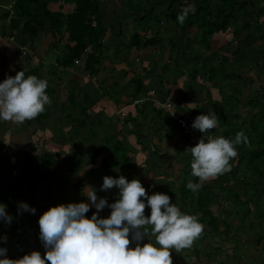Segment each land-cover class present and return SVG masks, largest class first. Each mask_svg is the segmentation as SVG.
Masks as SVG:
<instances>
[{
    "label": "crops",
    "instance_id": "1",
    "mask_svg": "<svg viewBox=\"0 0 264 264\" xmlns=\"http://www.w3.org/2000/svg\"><path fill=\"white\" fill-rule=\"evenodd\" d=\"M10 6L11 0H0V82L9 76H15L19 71H23L26 77L35 75L48 82L47 94L52 103L47 105L45 111L34 120L25 121L22 124L0 121V186L5 185L6 181H11V169L15 168L16 163L36 162V159H33L34 156L44 152H51L57 160L58 147L55 143L51 146L50 141L58 142V145L63 146L65 142L62 143L61 140L69 138L67 134L74 128V124L80 122L79 126H83L85 120L91 121L88 117L89 110H92L94 114L93 123H108L109 127L115 124L109 116L117 117L120 100L115 101V98L120 96L118 89L124 85V89H128V96L132 99H141L138 105L134 104L122 110V115H126L122 123L135 126L130 133L137 138L138 148L134 146L132 148L141 150L143 153L140 151V157L129 166L123 163L124 161L116 162L118 165L115 167L109 164L108 167H102V170L105 173L110 168L114 171L124 166L132 174L128 178L129 181L141 178V183L149 190H151L148 186L149 180L144 182L143 177L154 174L151 176L153 182L149 181L152 186L154 185L150 195L157 192L165 193L181 208L182 212L198 217L204 225L203 234L190 248L179 253L173 250L171 253L173 264H264V154L260 157L254 156L256 149L260 146L258 139L262 134L264 138V23L261 20L250 21L245 28L243 20L234 21L225 33L221 34V32L210 37L209 47L198 45L192 36L195 32L188 30V34L189 32L192 34L182 38L183 46L179 49L172 44V40L178 39L177 33H180V30L177 25L171 23L167 24L171 28L165 32L158 29L163 36L158 40L157 45L129 47L131 36L127 33L130 31L133 33V28L134 31L140 30L149 21L146 20L145 24L142 21V25L138 21L134 22L133 19H128L127 22L121 21L126 23L127 29L126 31L122 29V35H116L118 29L115 22L118 17L113 15L114 19L110 21L114 23V26L109 29L110 34L115 37L111 38L119 40L122 44L115 45V42L110 41L111 38L103 36L105 38L102 39L103 45L106 47V56L103 59L109 57L112 62H117L120 56L126 57L134 49L136 52L134 60L126 63H129V66L136 65L140 71L136 70V74L124 84L118 82L119 85L114 86L116 96H103L99 94L101 86L106 84V88H109L115 81L110 82V79L105 77L94 86L93 80H90L91 77L88 78L84 71L83 58L75 61L73 65H64L59 60L63 50H59V54H51L52 57L54 56L52 58L47 57L46 53L54 47L49 48L48 44L43 43L32 47L29 41L23 43L21 37L14 35L11 28L8 29L9 23H2L3 19L10 21L3 15ZM257 24L260 25L257 27ZM5 26L8 29L6 32H4ZM243 28L247 29V40L238 36ZM150 32L153 33L154 30L150 29ZM105 40L108 42L105 43ZM115 46H118L120 51L116 53L114 50L113 55H109V48L114 49ZM27 47L30 52L22 55ZM199 48L205 49V53L201 52V56L196 53ZM206 56H212V58L208 59ZM102 60L98 66L99 73L96 75L100 77H102L100 74ZM211 66L215 68V72L205 73L211 77L199 83L200 74L209 71ZM53 67L56 70H51ZM132 71L134 70H130L131 75H133ZM127 73L124 72L125 75ZM192 73L195 76L190 75ZM82 76L88 88H85V84L82 87L86 89L85 93L89 96L88 100L83 99L86 101L85 120L77 119L78 113L75 110L78 107L77 104H81L77 99L78 83L80 84L78 77ZM133 78L141 82L140 92L137 91L134 96L132 93L138 82H132ZM163 79L165 84L162 83ZM73 84L76 86L74 87ZM94 88L98 91L95 92ZM164 104H170L181 117L215 112L219 127L207 133L206 136L194 129L195 141L191 142L187 135L177 132L172 122L165 117L166 113L158 111V107L163 108ZM182 108L189 111L182 113ZM158 118L160 123L155 125L153 120ZM115 126L116 134L119 135L121 125L116 123ZM88 132L95 135L92 125L88 126ZM238 132H243L247 136L248 143L237 145L239 155L231 161V170L213 180L202 182V187H209L210 191L205 190V194L207 193L209 197L206 209L216 219V225L212 226L211 221V224L201 221L203 217L201 213H193L184 204V200L190 202L192 199L193 207L196 206L195 200L199 199V192H196L198 199L191 198L195 192L190 194L187 184L190 181L201 183L192 175V156L187 149L195 146L201 138L223 135L234 139ZM141 139L145 142H141ZM120 145L126 147L128 144ZM147 148L150 149V153ZM177 150L180 153L178 156ZM93 151L94 149L91 151L92 154ZM95 154H93L94 159L101 157L100 162L97 164L93 160L89 161L96 164L98 168L103 165L102 159L108 156H95ZM148 154L149 157H146ZM112 157L115 159L114 155ZM149 158H154L156 162L146 166L145 162L147 163ZM79 169L81 167L77 166L75 170ZM114 189L119 199V189L116 187ZM150 212L149 207L145 215L148 216ZM16 213L18 211H11V217ZM144 241L155 242L154 237H145L140 243ZM30 246L32 244L27 247L21 246V248L28 249L27 254H30ZM132 246H136V241L132 242Z\"/></svg>",
    "mask_w": 264,
    "mask_h": 264
},
{
    "label": "clouds",
    "instance_id": "2",
    "mask_svg": "<svg viewBox=\"0 0 264 264\" xmlns=\"http://www.w3.org/2000/svg\"><path fill=\"white\" fill-rule=\"evenodd\" d=\"M192 7L188 4L178 15L180 24L185 22ZM47 88L46 80L35 75L26 77L23 71L7 77L0 82V121L22 124L36 119L52 103ZM192 127L206 136L219 127V120L215 112L200 114ZM242 143L247 144L248 138L238 132L234 139L207 136L188 148L192 175L201 182L190 181L188 189L198 192L202 182L230 171L231 161L239 155L237 145ZM113 187L119 189V199L110 205L88 187L85 195L96 209L91 217L86 216L90 204L85 202L50 207L38 221L45 254L33 250L22 258L10 259L7 249L0 247L3 257L0 264H173L172 251L179 253L190 248L203 234L204 225L198 217L182 212L169 195L157 192L149 196L138 179L105 176L101 190ZM146 206L151 209L148 216ZM105 207H110L111 213L101 218L98 213ZM19 209L35 213V208L24 202ZM0 219L9 224L12 221L3 204H0ZM145 237H154L155 242L140 243Z\"/></svg>",
    "mask_w": 264,
    "mask_h": 264
},
{
    "label": "trees",
    "instance_id": "3",
    "mask_svg": "<svg viewBox=\"0 0 264 264\" xmlns=\"http://www.w3.org/2000/svg\"><path fill=\"white\" fill-rule=\"evenodd\" d=\"M105 1L106 0H11L10 9L4 12L3 15L10 19L9 25L14 35L21 37L23 43L29 41L32 47L39 42L38 34L47 28L46 36L49 38L50 46L56 48V46L60 44L63 47V53L59 60L64 65H73L75 61H79L83 58V68L87 73L86 75L95 81L96 75L100 70L98 68L99 63L106 56V47L103 45L102 38L106 30L112 28L114 25V23L109 21L105 16V7L102 5ZM151 1L152 0H144L143 3H140L139 0H126L125 2L123 0L122 3H120L122 6V9H119L120 14H114L119 18V20L117 18L115 22L119 35L123 34L120 24L123 20L121 19H125L127 16H130L129 19H133L134 22L138 21L139 24L144 21V19L149 21L147 24L143 25L140 30L137 29L134 31L135 29L133 28L130 40L131 46L147 47L157 45L158 40L163 36L160 35V30H158L163 20L166 24L173 23V25H177L180 30V33H177L178 39L176 41L172 40V44L176 46L177 49L183 46L181 42L182 38L192 34L190 32L188 34V30L192 27H196L197 29V34H192V36H194L193 40L196 41L198 45L209 47L211 45L210 37L212 35L220 34L221 32V34L225 33L233 25L234 21H237L239 18L243 17V26H245V28L248 27L247 24L250 21L256 22L261 20L264 23V0H156L158 2L156 5L163 6V8L159 9L155 14V6ZM55 4L58 5L59 8L56 10L50 9V6ZM188 4L193 6L192 10L189 12L185 22L180 24L177 17ZM67 6H70L68 8L69 10L65 9ZM259 25L260 24H257L256 26L258 27ZM150 29L152 31L154 30V32H150ZM141 35H143V37ZM114 50L116 53L120 51L118 46H115ZM211 71L213 73L215 72V68L212 66L209 71L200 74L199 83L211 77L205 74ZM190 75L195 76L193 73ZM132 82H138V84L136 83L135 91L132 93V96H134L137 91L140 92L139 87H141V82L135 80V78L132 79ZM105 85L101 86V89H99L100 95H117L113 88L119 85L118 82H112L109 88H106L107 86ZM94 89L95 92L98 91L97 88ZM82 99L88 100V94L84 93ZM81 112L84 114L86 112V107H81ZM163 112L164 114L166 113L165 117H168L167 119L172 122L177 132L182 135H187L189 141H195L193 138L194 128L192 124L190 127L193 131L189 134L171 119L165 109H163ZM192 116L194 118L197 117L196 114L183 115L182 117ZM258 142L260 146L256 149L255 157H260L264 154L263 134L261 138L258 139ZM115 144L118 148H122L119 141ZM94 153H96L95 156L100 154L96 148H94L93 154ZM109 157L110 158L106 157L102 159V161H104V167H108L109 164L112 166V163H116L113 157ZM123 157L125 161H128H124L125 164L129 166L132 162L130 160L131 157L125 154ZM33 159H36V162L25 161L22 166H19L20 175L15 179L14 183L11 179L10 182L6 181L5 185L0 186V204H3L5 208L12 194L17 193L19 196L25 193L23 202L27 204H32L34 201L42 202L43 199L41 196L38 197V193L45 190V186L48 182H56L61 189L65 188L69 182L66 177L61 176L60 173H56L51 169L54 165L58 167L56 159L51 152L35 155ZM78 164L79 163H76L75 156L70 160L69 171L71 172ZM77 185L78 183H76L75 186L77 187ZM43 195L44 192L42 193V196ZM208 198L207 193L200 196L198 200H195V207H193L194 205L191 202L192 199L190 202L184 199L182 200L185 201V206L189 207L188 210L193 211V213H201V215H203L201 221H206L209 224L210 219H205V212L207 211H201L202 206H208ZM63 203L67 205L69 202L64 199ZM72 203H78V201L73 200ZM59 204L61 203L47 202L42 206L38 212V221L39 217L46 210ZM190 207H192V209H190ZM94 212H96V209L90 206V210L86 213V216L91 217ZM17 214L18 213L12 216V221L6 228L8 234V242L6 244L7 246L21 248V246L25 247V245L32 244L31 239L28 237L29 229L26 227V224H28L27 220L33 217L28 211ZM1 221L2 219H0V222ZM30 225L31 224H28V226ZM39 244L41 245V249L37 247V251L43 256L46 250L42 241H40ZM27 253L28 249L21 248V250L16 252L10 259L22 258L23 255Z\"/></svg>",
    "mask_w": 264,
    "mask_h": 264
},
{
    "label": "rangeland",
    "instance_id": "4",
    "mask_svg": "<svg viewBox=\"0 0 264 264\" xmlns=\"http://www.w3.org/2000/svg\"><path fill=\"white\" fill-rule=\"evenodd\" d=\"M123 0H106L105 2L102 3V5L105 7V16L106 18L109 19V21L111 19H114V14H120L119 9H122V6L120 3H122ZM126 0H124L125 2ZM140 3H143L144 0H139ZM152 4H154V14L157 13L159 11V9H162L163 6H159L156 5L158 2L156 0H152L151 1ZM70 6L65 7L66 10H69ZM116 7L118 9H116ZM59 6L58 5H51L50 9L52 10H56L58 9ZM161 17V16H160ZM130 18V16L125 17V19H121L125 22L128 21V19ZM163 18V16H162ZM243 18V17H242ZM239 18L238 20L241 22L243 19ZM119 20V18H118ZM8 24L9 20H2L3 24ZM125 22L120 23L122 26V29H124L126 31V26H125ZM146 22V19H144V24ZM154 24V23H153ZM112 25V24H111ZM140 25H142V22H140ZM114 26V25H113ZM171 28V26H167L166 22L163 20L162 24H160V30L162 32H165L167 30H169ZM10 29V27L8 28ZM8 29H4V32L8 31ZM190 32H195V34H197V29L196 27H192L191 29H189ZM47 34V28H45L44 30H42L38 35V43L41 44H48V47L50 48V41L48 36H46ZM118 33H116L117 35ZM128 36H132V32H128L127 33ZM242 36V38H245V40H247V36H248V32L247 29L243 28L240 33L238 34V36ZM46 36V37H45ZM175 36V35H174ZM172 36V37H174ZM104 37L105 38H111V37H115V35H111L110 34V29H107V31L104 33ZM102 38V39H105ZM110 41L115 42V45L118 44H122L119 40L111 38ZM105 43L108 42V40L104 41ZM186 45V44H185ZM131 45L129 44V47ZM52 47V46H51ZM53 48V47H52ZM54 49L58 50L55 51ZM54 49H50L46 54L47 57H52L51 54L56 53L59 54L61 50H63V47L59 44V46H56V48ZM60 50V51H59ZM205 49L203 48H199L198 50H196L197 54H200V56L205 53L204 51ZM28 53L30 52V49L27 47L24 52H22V55H24V53ZM202 52V54H201ZM114 53V49H112L111 47L109 48V55H113ZM50 55V56H49ZM136 56V52L135 50H131V52L129 54H127V56L125 57V55L120 56V60H118L117 62H112L111 60H109V58L103 59L102 63L100 64V68H102V70L100 71V74L102 77H100V75L96 76L95 81H93V85L96 86L99 84V82L102 80H104L105 77L109 78L110 82L111 81H117V82H122L121 84H124L126 81H128L131 76H134L136 74V70L139 72L140 70L137 69L136 65L133 66H129V63L126 62H130L133 59V57ZM207 57V56H206ZM205 57V58H206ZM54 58V56L52 57ZM208 59H211V57H207ZM111 65V67H110ZM126 68H131L130 70H134L131 72L129 69L126 70ZM51 70H56V68H51ZM128 72L126 75L124 74V72ZM186 71V70H185ZM184 71V72H185ZM187 74V72H185ZM188 75V74H187ZM88 76V75H87ZM89 78V76H88ZM112 78V79H111ZM164 78V76H163ZM186 78H189L188 76H186ZM80 84L78 83V92H79V96L78 99L81 104H77L78 107L75 108V110L77 111V119L79 120H85L86 118V112L83 114L81 112V107H85L86 106V101H84L82 99V94H84L86 92L85 88H88L87 83H85L83 81V76L82 77H78ZM92 80V79H91ZM162 83L165 84L164 79L162 80ZM85 84V88L82 87V85ZM170 85V84H169ZM73 86L75 87L76 85L73 84ZM132 88H135L134 86H131ZM77 91V90H76ZM118 91L120 92V96L118 98H115L117 100H120V105H119V111L116 116H109V118L116 124L119 123V125H121V130L119 129V135L116 134L117 132V128L115 126V124H113L111 127H109L108 123H93V111L89 110L88 112V117L89 120L91 121H87L85 120L83 126H79L80 122H77L76 124H74V128L67 134V136L69 137L68 139H63L61 140L62 143H64V145L62 146L60 143V145H58V142H54V141H50V145L53 146L55 143V146L58 147V158L56 160V162L58 163V167H51L52 170H54L56 173H60L61 176H64L68 179V183L65 186V188L61 189L60 186L54 182V181H50L48 182V184H46L45 186V190L44 191H40L38 193V197H42V202H37L34 201L32 204H28L30 208H35V213H32V217L27 220L28 224H31L30 226H28V224H26V227L29 229V233H28V237L31 239L32 242V246H30L29 248H31L30 253L35 250L36 247H41V245L39 244L40 240V236H39V223H38V212L39 209H41L42 206H44L47 202H51V203H63V200L65 199L67 202L72 203L73 200H76L79 202H85V203H89L91 206V201L90 199L87 197L86 192L88 190V187L93 188L96 191L97 197H104L107 199L108 204L109 203H114L116 200H118L117 194L116 192H114V188L108 190V191H102L101 190V186L103 184V179L105 176H113L114 178H118L120 175H123L126 179L130 178L132 176V174L130 173V170H126L127 168H125L124 166H121V168H119L118 170H114L112 171V169L110 168V170L104 171L102 170V167H104V164L98 168H96V164L91 163L89 160H93L94 162H97V164L100 162L101 157H97L96 159H93V155L91 153V151L96 147V150L100 152L99 155H104V156H108V158H110L109 156H115V162L121 163L123 161H125L124 159V154L125 155H129L131 157V161L132 163L135 161V159H138L140 157L138 150H135L134 148H132V146L138 148V145L136 143L137 138L135 136H133L130 131L132 130V128H135V126L133 127L132 124L129 123H122V119H124L126 117V115H122V110L125 107H130L133 106L134 104H139L141 102V99H132L131 96H128V89H124V85H122ZM95 100V99H94ZM98 104V103H96ZM147 108V107H146ZM160 112H163V109L159 108ZM185 111H189L186 108H182V113H185ZM194 116V115H193ZM195 117V116H194ZM153 123H155V125H158L160 123V119L158 118L157 120H153ZM92 125L94 130H95V135H92L91 132H88V126ZM128 128V129H126ZM194 130V129H193ZM192 130V131H193ZM79 131V132H78ZM165 133V132H164ZM59 140V139H57ZM117 141H119L120 143H124V144H128L125 146H123L122 148H118L117 145L115 144ZM132 141V142H131ZM129 142V143H128ZM141 142H145L143 139H141ZM147 144V143H144ZM153 144V143H151ZM178 147V146H177ZM152 148V147H151ZM53 152H56L52 149ZM77 151H79V153H76ZM148 153H150V149L147 148ZM111 152V153H110ZM132 152V153H131ZM136 152V153H135ZM76 153V154H75ZM141 153H143L141 151ZM74 154L76 155V163H80L77 166H80L81 169L79 170H75L77 168L74 167V169L71 170V172L69 171V167H70V160L72 158H74ZM179 150H177V156L179 155ZM146 157H149L146 155ZM178 158H176L177 160ZM128 160V159H127ZM169 160H172V155L169 157ZM261 160V159H260ZM148 162H145L146 166H150L155 164V159L154 158H149L147 160ZM128 162V161H125ZM124 162V163H125ZM118 163H112V166L115 167L116 165H118ZM181 163V162H180ZM259 163V161H258ZM264 163V162H263ZM23 163H16L15 164V168L12 170L11 169V177H12V182H15V179L17 177H19L20 173H19V166H22ZM60 164V165H59ZM95 167V169H93ZM105 169V168H104ZM73 173V174H72ZM102 175V176H101ZM154 174H151V176H153ZM150 176L145 175L143 177L144 182L146 181H151L153 182V178ZM78 180H80V182H78ZM140 180H142L140 178ZM144 183L148 186H150V189H146L148 195H150L153 192V187L152 183ZM76 183H78L77 187L75 186ZM11 184V183H10ZM183 189V188H182ZM205 190L207 192L209 191V187L206 188H200L199 189V196H203L205 195ZM117 191V190H116ZM188 191L190 192V194L193 193V191H191L190 189H188ZM44 192V195L42 196V193ZM24 195L25 193H22L18 196L17 193L10 195L9 197V201L8 204L6 205V211L7 213L11 216V211L15 212L18 211V213L21 212H25L21 209H19V205L21 204V202H23L24 199ZM198 199L196 192L194 196ZM147 200L145 199V202ZM172 203H174L173 201H171ZM176 204V203H174ZM147 205V204H146ZM94 207V206H92ZM207 207L202 206V212H204L205 210L207 212H205V219H210L211 223L209 222V224H211L212 226L216 225V219L213 218L211 216V212H209L208 214V210L206 209ZM95 209V207H94ZM111 208L110 207H105L102 211H100L98 213V215L101 218H106L109 216V214L111 213ZM147 210H149V207L146 206L145 212L147 213ZM192 213V212H191ZM150 215V214H148ZM9 225V223L0 222V247L6 248L7 249V257L10 258L12 256L15 255L16 252L19 251V247H11L10 248L6 245V242H8V234L6 232V228ZM31 234V236H29ZM6 237V239H4ZM264 237V236H263ZM147 241H144V243H146ZM25 247H27V245H25ZM12 248V249H11ZM263 248V247H262ZM15 249V250H14ZM16 251V252H15Z\"/></svg>",
    "mask_w": 264,
    "mask_h": 264
},
{
    "label": "built area",
    "instance_id": "5",
    "mask_svg": "<svg viewBox=\"0 0 264 264\" xmlns=\"http://www.w3.org/2000/svg\"><path fill=\"white\" fill-rule=\"evenodd\" d=\"M168 111L170 112L172 118H174L181 127H183L186 131L190 132V126L194 121V117H181L176 112L172 110L170 106H167Z\"/></svg>",
    "mask_w": 264,
    "mask_h": 264
},
{
    "label": "bare ground",
    "instance_id": "6",
    "mask_svg": "<svg viewBox=\"0 0 264 264\" xmlns=\"http://www.w3.org/2000/svg\"><path fill=\"white\" fill-rule=\"evenodd\" d=\"M167 106H170L171 108H172V106L170 105V104H164L163 105V108L168 112V114L170 115V117H171V119L173 120V121H175L178 125H179V127H181L180 126V124L174 119V118H172V116H171V114H170V112L168 111V109H167ZM172 110L175 112V110L172 108ZM181 128H183V127H181ZM184 129V128H183ZM185 130V129H184ZM186 131V130H185ZM186 132H188V131H186ZM189 134L190 133H192V129H191V127H190V132H188Z\"/></svg>",
    "mask_w": 264,
    "mask_h": 264
}]
</instances>
